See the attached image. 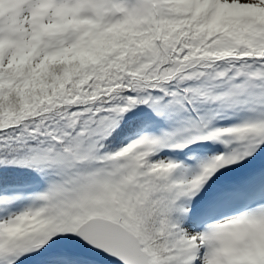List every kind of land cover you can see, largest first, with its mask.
<instances>
[{"label": "snow or ice", "instance_id": "6c2138e0", "mask_svg": "<svg viewBox=\"0 0 264 264\" xmlns=\"http://www.w3.org/2000/svg\"><path fill=\"white\" fill-rule=\"evenodd\" d=\"M0 264H264V0H0Z\"/></svg>", "mask_w": 264, "mask_h": 264}]
</instances>
